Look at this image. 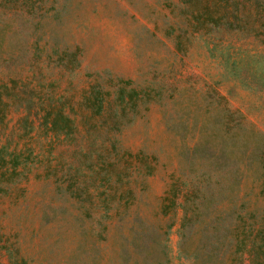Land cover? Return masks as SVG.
<instances>
[{
  "label": "rangeland",
  "instance_id": "obj_1",
  "mask_svg": "<svg viewBox=\"0 0 264 264\" xmlns=\"http://www.w3.org/2000/svg\"><path fill=\"white\" fill-rule=\"evenodd\" d=\"M189 18L181 0L0 7V76L55 81L52 93L69 101L77 128L72 139L58 136L41 125V112L16 106L0 122V264H188L178 254L181 210L161 212L173 178L224 175L230 182L238 162L194 148L202 131L220 126L226 106L264 138V31L209 38ZM76 49L71 60L58 56ZM227 51L243 59L236 70L224 65ZM119 78L143 100L116 125L102 124L82 105L84 91L96 81L109 89ZM100 146L105 160L96 156ZM108 161L121 175H107ZM223 254L211 264H229Z\"/></svg>",
  "mask_w": 264,
  "mask_h": 264
},
{
  "label": "trees",
  "instance_id": "obj_2",
  "mask_svg": "<svg viewBox=\"0 0 264 264\" xmlns=\"http://www.w3.org/2000/svg\"><path fill=\"white\" fill-rule=\"evenodd\" d=\"M25 1L0 0V7L10 9L14 6L21 9ZM181 1L189 8V22L193 30L202 32L206 37L215 35L218 38L226 33L256 34L264 31V0ZM4 40L5 35L2 33L0 43ZM20 42L19 39L18 43ZM212 46L217 49L219 45L213 42ZM222 50L219 49V52ZM78 52L79 49L72 53L64 50L58 56L60 59L68 57L71 60ZM221 56L222 59L225 58V67L231 71L239 68V63L243 60L232 59L228 51L225 55L222 52ZM249 56L254 60L263 58ZM246 58L247 56L244 57ZM61 66L64 70L74 69L68 63ZM24 69V66H20L18 71L22 72ZM35 75L36 73L32 74L30 78L9 73L0 76V122L11 106L28 112L35 108L37 115L41 112V125L49 132L74 138L77 128L64 106L69 101L54 97L52 90L57 86L55 81L45 78L46 81L43 82L40 76L35 81ZM105 86L98 81L90 84L84 91L82 105L89 110L90 117H97L100 123L110 121L116 125L119 117L120 121L124 120L122 118L126 110H136L143 97L141 91L130 88L129 80L119 78L116 82H111L109 89H105ZM230 108L226 106L221 110L220 126L216 131H202L201 141L194 146L202 157L212 151L219 156L221 162H238L233 169L235 174L228 177L230 182L224 175H194L190 179L176 177L170 183L161 205L164 215L178 210L182 212L178 227V254L187 259L188 264H211L212 258L217 257L218 262H222L224 249L228 252L226 260H229V264H264V138L255 133L252 123L247 125L243 115ZM89 122L88 119L83 122L84 128H89ZM211 137L216 140L217 152L211 149ZM97 150L96 156L105 160L101 153L102 147ZM9 155L12 161L17 162L19 157L16 154ZM137 157L141 163L145 162L143 155ZM1 160L5 163L3 157ZM108 163L107 175H121L120 171L111 169L113 163ZM14 165L16 167L17 163ZM123 174L129 175L127 167ZM110 179L111 177L108 181ZM19 261L21 264L26 263L23 259ZM19 261L15 260L10 264H20Z\"/></svg>",
  "mask_w": 264,
  "mask_h": 264
}]
</instances>
